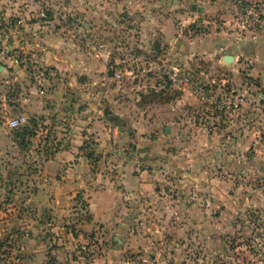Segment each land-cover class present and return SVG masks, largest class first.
Masks as SVG:
<instances>
[{"label": "rangeland", "instance_id": "rangeland-1", "mask_svg": "<svg viewBox=\"0 0 264 264\" xmlns=\"http://www.w3.org/2000/svg\"><path fill=\"white\" fill-rule=\"evenodd\" d=\"M0 64V264H264V0H0ZM72 135L49 169L72 198L31 201Z\"/></svg>", "mask_w": 264, "mask_h": 264}, {"label": "crops", "instance_id": "crops-1", "mask_svg": "<svg viewBox=\"0 0 264 264\" xmlns=\"http://www.w3.org/2000/svg\"><path fill=\"white\" fill-rule=\"evenodd\" d=\"M3 9L6 10L5 8H3ZM22 10H23L22 8L19 9V11H22ZM20 14H21V12H20ZM5 70L6 69L4 67L3 72L0 73V89L2 88V90L3 89L6 90V86H5L6 81L10 82L9 80L5 79ZM20 89H23V85L21 83H20ZM31 93L32 94H30V95H25L24 92H22V93L19 92L18 98L16 99V101L19 103L20 115H24V116L28 117L27 112H29V113H34V112L35 113H44V112H42L43 111L42 109L39 111L36 110V109H40V106H37L38 103H40V101H37L36 92H34L35 96H31V95H33L32 90H31ZM0 98H2V100L4 102H6V101H9L15 97H13V98L9 97V95L7 96L6 92H5L3 95L1 94ZM74 122H76L74 124L75 128H79L80 130H84L90 136H92V139H94V143H95L96 148L99 149V152H101L102 147H103V143H101L102 138L100 137V135L102 133L106 132V131L104 132L105 124H103V120L91 122V121L87 120L85 117H83L82 119L76 118ZM108 131H109V133H111L110 135L109 134L107 135V137L109 138L110 136L115 137L114 135L119 130L117 128V130L113 129V130H108ZM72 137L73 138L71 140V145H70L71 149L59 151L54 155L53 160L47 161V163L45 164V169L47 170V172H35L34 175L32 174L31 178H33V181H31L30 184H31V187L33 190V194H35V196L33 198H30L31 201L37 202L39 199L40 201H42V203L43 202L45 203L46 207L47 206L54 207V203H61V204L66 203L68 201V199L72 198L74 187H76V184L78 185L76 180H74V183L72 184L69 181L67 182L65 177L61 176V178L63 179L62 183L57 184V187L55 188L54 185H55V182H57L56 176H59V173L64 174V172H49V169L51 166L56 165L58 167L59 166L58 162L62 161L64 158L69 159V157L73 153V150L77 146L80 145L78 143L81 141L78 140L79 138L77 137V135H72ZM114 139L115 138H113V140H112L113 144H115ZM1 142L2 141H0V143ZM141 175L142 174L131 173V174H125L123 176L124 177L123 184H124V188H125L126 192H128L129 188H132V190L140 193V191H142V189L147 187V184L145 183V180L142 179ZM103 191L104 190L97 191L93 195L92 199L89 200L90 202H88L89 208L92 210V212H91L92 213V219L95 221H97V219H98L97 216H99V214H95V211H93V208L97 209V207H99V208L103 207L102 208L103 210H108L109 208L114 207L113 205L116 203L115 196L110 195L109 200L105 201V204H103L101 206L99 204L98 206H96L95 201L97 199V196L99 195L100 192L102 193ZM38 195H40V196L44 195V196L40 197ZM106 199H108V198H106L105 196H102L100 198V200H106ZM99 213L101 214L102 212L99 211ZM105 216L107 217L106 214H104V217Z\"/></svg>", "mask_w": 264, "mask_h": 264}, {"label": "built area", "instance_id": "built-area-1", "mask_svg": "<svg viewBox=\"0 0 264 264\" xmlns=\"http://www.w3.org/2000/svg\"><path fill=\"white\" fill-rule=\"evenodd\" d=\"M174 71H177L176 68L173 69ZM176 77V72L173 73V76L170 77V80L172 81H176V79L174 78ZM179 82L183 83L185 81V79H178ZM6 86V95L9 97H12L14 94V88L12 87V84L10 82L5 83ZM27 118L24 115H16L13 116L10 120H8L7 124L10 128H17L19 126H22L26 123Z\"/></svg>", "mask_w": 264, "mask_h": 264}, {"label": "trees", "instance_id": "trees-1", "mask_svg": "<svg viewBox=\"0 0 264 264\" xmlns=\"http://www.w3.org/2000/svg\"><path fill=\"white\" fill-rule=\"evenodd\" d=\"M109 75H112L111 73H109ZM107 116H108V114H107ZM28 134L29 136H32L33 135V132H32V130L30 129H28L26 126L23 128V131H22V133H21V135L22 134ZM83 149H86V142H83ZM92 153V152H91ZM90 153V151L89 152H87L86 154H85V156L86 157H88V158H90L91 156H92V154Z\"/></svg>", "mask_w": 264, "mask_h": 264}, {"label": "water", "instance_id": "water-1", "mask_svg": "<svg viewBox=\"0 0 264 264\" xmlns=\"http://www.w3.org/2000/svg\"><path fill=\"white\" fill-rule=\"evenodd\" d=\"M222 59H223L227 64H229V63H231V62L233 61V57H232V56H228V55L223 56ZM3 69H4L3 65L0 64V73L3 72ZM165 130L167 131V128H165Z\"/></svg>", "mask_w": 264, "mask_h": 264}]
</instances>
